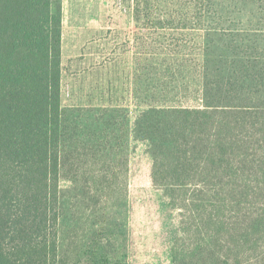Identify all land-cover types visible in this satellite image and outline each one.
Here are the masks:
<instances>
[{"label":"trees","instance_id":"trees-1","mask_svg":"<svg viewBox=\"0 0 264 264\" xmlns=\"http://www.w3.org/2000/svg\"><path fill=\"white\" fill-rule=\"evenodd\" d=\"M126 103H65L62 0H0V264H264V0H129Z\"/></svg>","mask_w":264,"mask_h":264},{"label":"rangeland","instance_id":"rangeland-1","mask_svg":"<svg viewBox=\"0 0 264 264\" xmlns=\"http://www.w3.org/2000/svg\"><path fill=\"white\" fill-rule=\"evenodd\" d=\"M65 103H126L129 0H62Z\"/></svg>","mask_w":264,"mask_h":264}]
</instances>
